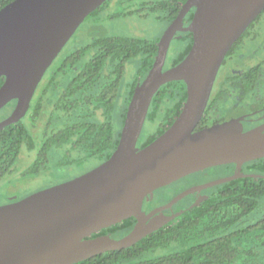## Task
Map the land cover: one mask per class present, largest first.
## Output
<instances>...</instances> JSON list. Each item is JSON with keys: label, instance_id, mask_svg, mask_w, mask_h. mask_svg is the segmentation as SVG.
I'll return each instance as SVG.
<instances>
[{"label": "water", "instance_id": "obj_1", "mask_svg": "<svg viewBox=\"0 0 264 264\" xmlns=\"http://www.w3.org/2000/svg\"><path fill=\"white\" fill-rule=\"evenodd\" d=\"M108 0H15L0 10V110L11 101L13 114L0 130L19 123L49 68L94 11ZM191 23L183 21L192 10ZM264 12V0H188L159 41L155 62L136 87L119 145L94 170L0 206V264H77L109 251L130 248L176 220L164 212L191 195L233 180L245 164L264 158V125L245 131L242 116L197 130L210 103L226 57ZM190 32L193 46L178 65L165 69L176 34ZM173 81L187 85V100L172 126L143 149L138 147L158 90ZM235 164L234 175L190 187L151 212L149 195L192 174ZM17 199V197L15 198ZM157 217V220L156 219ZM136 220L124 237H93Z\"/></svg>", "mask_w": 264, "mask_h": 264}, {"label": "trees", "instance_id": "obj_2", "mask_svg": "<svg viewBox=\"0 0 264 264\" xmlns=\"http://www.w3.org/2000/svg\"><path fill=\"white\" fill-rule=\"evenodd\" d=\"M13 1L0 0V10ZM187 1L108 0L89 15L76 33L78 40L68 48L73 37L49 68L30 113L19 123L0 130V182L14 173L20 160L30 161L36 173L51 170L53 177L69 169V177L63 180L109 160L119 145L133 93L155 62L161 37L147 40L110 33L108 25L117 18L137 16L155 17L170 26ZM195 10L186 15L184 26L191 23ZM260 16L247 32L258 24ZM240 42L239 39L229 56ZM192 46V33L179 31L171 44L165 69L181 63ZM129 65H133L130 79ZM218 81L197 130L259 109L246 110L236 103L234 93L239 87L236 77L224 84L227 88L222 85V90ZM4 82L5 77H0V88ZM244 82L243 96L253 102L249 92L255 81ZM187 96L184 81L170 82L158 90L139 140L140 149L173 125ZM16 102L1 109L0 120L9 115ZM214 169L221 170L223 178L234 175L237 166L222 165L192 174L149 195L147 201L152 202L146 205L167 204L189 188L181 187L185 180ZM243 173L263 178L244 177L209 188L201 193L203 200L194 208L191 207L196 195L188 196L167 211L183 210L176 220L136 245L77 264H264V158L245 164ZM135 225L136 220L129 218L93 237L111 235L117 240Z\"/></svg>", "mask_w": 264, "mask_h": 264}, {"label": "flooded vegetation", "instance_id": "obj_3", "mask_svg": "<svg viewBox=\"0 0 264 264\" xmlns=\"http://www.w3.org/2000/svg\"><path fill=\"white\" fill-rule=\"evenodd\" d=\"M263 21H264V13L260 16L258 24L252 30H250V31L248 30V32L246 31L243 34V36L240 38L241 42L233 50L231 56H229V54L231 53V50H230V52L228 53V55L226 57V60L224 61L223 65L221 67V70H220L218 78H217V80H219L218 81V84H219L218 87H220V89L222 90L223 89V88H221L222 85L227 84V82L230 81L231 78L236 77V82L239 84V87L235 89V93H234L235 94L234 97H236V103L238 105H240V107L245 108L246 110L249 108H259V109H255L251 112H247V113H244L238 117L233 118V119H236V118H239L242 116H246V118L242 122V124L244 126V129L248 128V130L259 127L261 125H264V26L261 25V23ZM184 23H185V19L183 21V25H184ZM184 27H186V26H184ZM229 59L230 60L234 59L237 62V66L234 67L233 71L230 70L229 72L222 74L221 71H222L223 67H227ZM249 71L253 72V74H251V75L246 74ZM245 79L246 80L251 79L252 81H255V83H252L251 90L249 92V95L253 98V102L248 101L247 97L243 96V94L245 93V91H244ZM217 80H216V83H217ZM216 83H215V86H216ZM215 86H214V89H215ZM252 87H253V89H252ZM224 88H227V86L224 85ZM212 95H213V93H212ZM16 105H17V102H16ZM16 105L12 109V111L9 113V115L7 117L3 118L2 120H0V122L9 118L13 114V112L16 109ZM5 107L3 109H5ZM31 108H32V106H31ZM30 111H31V109H30ZM30 111L28 112V114L30 113ZM0 113H3V111L0 110ZM256 115H258V116H256ZM254 116H256V117H254ZM233 119H230V120H233ZM251 124L253 126H251L249 128V126ZM31 165L32 164H29L25 168V170L23 171V175H25V176L28 175V177H31V178H36V177L39 178L41 176V174H43V173L51 174L50 172H52L51 170L49 172H48V170H47V172H45L46 171L45 170L44 172H37L36 173V171H33V169H32L33 166H31ZM94 169H92V170H94ZM92 170H90V171H92ZM90 171H88V172H90ZM68 172H70V170L65 169L64 172L62 171V173L60 175H56V176L52 177V178L56 177L55 178L56 180L55 181L52 180L51 185L49 184V186L45 187L44 189L56 186L58 184H61V183L67 182V181H70L72 179H75L77 177H80V176L88 173V172H86V173H83V174L76 176L74 178H69V179L63 180L64 178L69 177L70 173H68ZM17 177L18 176H15V172H14L10 176H8L7 182H9V183L14 182V178H17ZM44 189H42V190H44ZM39 191H41V190H39ZM39 191H37V192H39ZM37 192H35V193H37ZM16 194L17 195H11V196L7 197L6 202L4 204H1L0 206L11 204L13 202L22 200V199L32 195V194H29L26 196H21V194H22L21 192H17ZM16 197H17V199H15ZM151 202H152V200L149 202L146 199V201L144 203V210L148 213L151 212L153 209L159 207V206H156V207L148 206L149 204L151 205ZM147 203H148V205H146ZM168 210H166L164 212L166 215H173L174 213H176L175 211L174 212H167ZM157 217L158 216H156L155 220H157Z\"/></svg>", "mask_w": 264, "mask_h": 264}, {"label": "rangeland", "instance_id": "obj_4", "mask_svg": "<svg viewBox=\"0 0 264 264\" xmlns=\"http://www.w3.org/2000/svg\"><path fill=\"white\" fill-rule=\"evenodd\" d=\"M261 25L264 26V21ZM168 27L169 26L165 21L158 20L155 17L140 18L134 16L111 20L108 25V30L110 33L144 38L147 40H156L163 36ZM81 34H83V32ZM78 38L77 34H75L74 38L67 47L70 48V46L78 40ZM235 66H237V62L234 59H229L227 67H223L221 73L225 74L230 70L233 71ZM128 70L127 78L129 77L130 79V73L133 71V65H129ZM29 164L30 161L28 160H20L14 170L15 176H18L17 178H14V182L9 183L7 182V179L0 182V205L6 202L7 197L17 195V192H21V196L33 194L49 186V184L51 185L52 180H56V177L52 178L53 176L45 173L41 174L39 178H31L28 177V175H23V171ZM221 174V170L214 169L207 171L189 180H185L181 187L190 188L195 185L214 181L221 178Z\"/></svg>", "mask_w": 264, "mask_h": 264}]
</instances>
